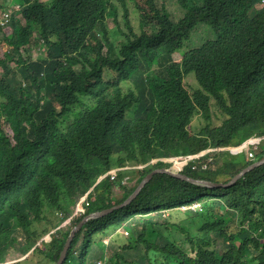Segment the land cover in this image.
<instances>
[{"label": "trees", "instance_id": "trees-1", "mask_svg": "<svg viewBox=\"0 0 264 264\" xmlns=\"http://www.w3.org/2000/svg\"><path fill=\"white\" fill-rule=\"evenodd\" d=\"M13 1L0 24V264L12 251L55 264L74 226L178 168L170 157L224 183L264 158V0H177L178 17L165 0ZM63 264H264V163L226 187L156 173L88 220Z\"/></svg>", "mask_w": 264, "mask_h": 264}, {"label": "water", "instance_id": "water-1", "mask_svg": "<svg viewBox=\"0 0 264 264\" xmlns=\"http://www.w3.org/2000/svg\"><path fill=\"white\" fill-rule=\"evenodd\" d=\"M264 163V158L254 161L253 163L249 164L245 168H243L241 171H239L235 176H233L228 182H214L211 180H206V179H201V178H194L191 176H188L187 174L183 173L180 169H174V168H155L151 170L149 173L145 175V177L142 178V180L138 183L136 186L135 190L125 199L124 202L114 205L110 208H106L100 211H94L88 215H86L76 226H74L71 231L69 236L67 237L64 247L60 253V256L55 264H63L64 261L66 260L67 256V251L71 245V242L73 238L75 237L76 233L82 228V226L90 219L98 218L101 216H104L108 213H111L115 209H118L122 206L128 205L131 203V201L139 194V192L142 190V188L151 180V178L156 174V173H166L171 176L181 178L184 180H187L191 183H194L196 185L204 186V187H209V188H214V187H226L229 185L234 184L238 179H240L246 172L252 170L253 168L261 165Z\"/></svg>", "mask_w": 264, "mask_h": 264}, {"label": "rangeland", "instance_id": "rangeland-1", "mask_svg": "<svg viewBox=\"0 0 264 264\" xmlns=\"http://www.w3.org/2000/svg\"><path fill=\"white\" fill-rule=\"evenodd\" d=\"M165 1H166L167 5H168L169 9L170 10L172 9L175 12V14H176L177 17L182 14V8L178 4L177 0H165ZM0 2L3 4L2 7H1V11H0L2 16H3V14H4L5 11L10 10V12H11V11H14L15 10V7H18V4L16 2H14L13 0H0ZM116 3H117V0H116ZM119 10H120V8H119ZM108 21H109L110 24L113 23L112 19H109ZM133 24L135 26L137 25V23H135L134 21H133ZM121 26H124L123 21L121 22ZM8 33H11V30ZM203 35L204 34H201L200 32L195 33L193 35L194 40L196 41V40L200 39ZM1 38H2V34H0V40H1ZM186 46H183V48H181L177 52H175L174 53V57L175 58H178V59L180 57L182 58L184 52L186 51L185 50V47ZM36 51L37 52H41V53H45V47L43 45H38L36 47ZM32 53H33V56L36 55V52H32ZM12 64L14 66V63H12ZM187 79H188L189 83H191L193 85V87H197L198 86L197 85V82L195 81V79H194L193 76H190ZM211 115H212V122H213V124L219 125L222 122L223 116L216 110V108L214 106L212 107V113H211ZM206 123L207 122H206V120L204 118H202L200 116H197V117H195V119L193 121V128L196 131L201 130V128ZM244 147H245V149L247 148V146H245V145H244ZM252 148L254 150H257V146L256 145L255 146H252ZM130 168H132V167H130ZM178 168H181V167L179 166ZM178 168H175L174 167V169H178ZM127 179H128V177H125V180L123 182L124 183H127ZM134 182H135V180L132 181V182H130L129 185H132ZM181 210H187V209H182L181 208ZM165 213L167 214L168 212H165ZM55 217H56V213L54 214L53 219H55ZM43 224L44 223L42 222V225ZM126 230L127 229H126V226H125V227H120V230L119 231H121V232L124 233ZM53 232H54V230H53ZM30 256L31 255H29L28 257H27V255L22 256L21 253L16 252V251H12L11 254L9 255V257H8V261H6L5 264H33L36 261V259H32L30 261V260H28V258Z\"/></svg>", "mask_w": 264, "mask_h": 264}, {"label": "clouds", "instance_id": "clouds-1", "mask_svg": "<svg viewBox=\"0 0 264 264\" xmlns=\"http://www.w3.org/2000/svg\"><path fill=\"white\" fill-rule=\"evenodd\" d=\"M18 10H19V5H18V7H15L14 11H11V12H10V10L5 11L2 18L0 19V24L4 25V26L9 24L10 20L12 19L13 13L16 14L15 12H17ZM60 215H62V213H60Z\"/></svg>", "mask_w": 264, "mask_h": 264}, {"label": "built area", "instance_id": "built-area-1", "mask_svg": "<svg viewBox=\"0 0 264 264\" xmlns=\"http://www.w3.org/2000/svg\"><path fill=\"white\" fill-rule=\"evenodd\" d=\"M180 157H170L168 159H166V161L168 162H173L175 163V166H181L183 163H184V160H181V158L179 159ZM182 209H196V204L194 205H188V206H182L181 207Z\"/></svg>", "mask_w": 264, "mask_h": 264}]
</instances>
